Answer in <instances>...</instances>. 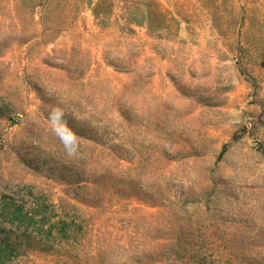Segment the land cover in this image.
<instances>
[{"label":"rangeland","instance_id":"rangeland-1","mask_svg":"<svg viewBox=\"0 0 264 264\" xmlns=\"http://www.w3.org/2000/svg\"><path fill=\"white\" fill-rule=\"evenodd\" d=\"M0 114L8 264H264V0H0Z\"/></svg>","mask_w":264,"mask_h":264},{"label":"trees","instance_id":"trees-1","mask_svg":"<svg viewBox=\"0 0 264 264\" xmlns=\"http://www.w3.org/2000/svg\"><path fill=\"white\" fill-rule=\"evenodd\" d=\"M94 15L98 17L99 13L94 9ZM1 115V114H0ZM33 195V193H31ZM7 206L16 205L11 204L7 200H4ZM33 213H25L23 205L15 206V209H11V218L6 216L5 210L2 213V219L9 222L14 228L24 229L27 233L34 231L36 233V245L34 246L33 240L23 238L25 235L12 236L10 231H4L0 228V264H8L20 253L22 249L27 250H40L50 251L48 246L52 244V237L57 234L55 238L64 241L69 234L67 225L68 223L64 218L53 209V206L40 200L35 204ZM57 217L58 220L54 221ZM11 229V231H13ZM38 247V248H34Z\"/></svg>","mask_w":264,"mask_h":264}]
</instances>
